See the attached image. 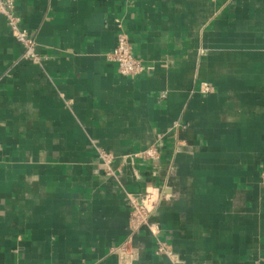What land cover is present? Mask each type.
<instances>
[{"label":"crops","instance_id":"1","mask_svg":"<svg viewBox=\"0 0 264 264\" xmlns=\"http://www.w3.org/2000/svg\"><path fill=\"white\" fill-rule=\"evenodd\" d=\"M14 2L40 59L0 18V264H122L127 239L132 264H175L159 241L264 264V0ZM118 23L139 75L108 57ZM148 186L153 231L127 203Z\"/></svg>","mask_w":264,"mask_h":264},{"label":"built area","instance_id":"2","mask_svg":"<svg viewBox=\"0 0 264 264\" xmlns=\"http://www.w3.org/2000/svg\"><path fill=\"white\" fill-rule=\"evenodd\" d=\"M0 18H4L15 39L24 46V56L26 58L39 61L40 56L37 52L35 39L29 35L27 29L21 24V19L15 11L14 0H0ZM119 24V23H118ZM116 35V45L108 53L110 60L115 62L119 73L126 76H136L145 70L141 58L136 56L133 51V45L129 40L127 33L122 30L121 24ZM204 92L210 91L208 83L202 84ZM100 157L108 165L111 163L112 156L109 153L99 151ZM139 154H136L138 156ZM143 157L156 158L158 152L155 148L142 153ZM163 195L158 188L148 186L138 194L127 193V203L131 208V222L134 229L148 227L153 231V224L150 223L151 213L159 206ZM121 258L122 264H132L136 259V250L131 246V239H127L121 245L114 249ZM158 254L167 255L173 263L177 264L171 247L162 241H159L155 250Z\"/></svg>","mask_w":264,"mask_h":264}]
</instances>
